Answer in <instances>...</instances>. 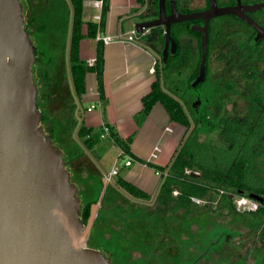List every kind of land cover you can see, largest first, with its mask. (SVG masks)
Masks as SVG:
<instances>
[{
	"label": "flooded vegetation",
	"instance_id": "flooded-vegetation-1",
	"mask_svg": "<svg viewBox=\"0 0 264 264\" xmlns=\"http://www.w3.org/2000/svg\"><path fill=\"white\" fill-rule=\"evenodd\" d=\"M171 1L175 2L176 10L181 15L205 14L212 8L227 11L210 16L208 20L196 17L172 25L171 33L176 42V51L173 55L170 54L172 58L168 70L172 69L176 74L167 81L163 76V80L166 89L185 106L192 129L202 128L199 136L203 138L201 141L215 144L222 153L223 167L235 169L237 183L245 185V188L234 194L224 190L222 196L217 195L218 204L227 195L232 199L234 196L246 197L256 202L257 206L251 212L238 211L235 207L240 217L246 216L240 221L242 226H237V230L229 226V221L220 222L208 218L204 225L200 224L196 233L192 226L193 203L188 202L186 206L173 210L177 205L176 201L167 204L163 196L154 195L152 200L142 202L147 209H154H146L142 213L145 215L144 233L151 241L146 240L137 248L142 249L144 245L149 250H135L140 253L137 258L132 257L134 251H130L125 256L126 263L175 264L162 258L165 239L149 223L155 222V216L156 221L163 224L172 213H180L182 221L167 227V230L171 228L176 234L175 248H183L181 253L178 250V254L184 256L179 264L183 261L190 264L189 260L193 259L191 257L195 251L194 242L198 241L194 237L195 234L200 235L201 230L205 235L212 234L211 243L208 249L201 252L202 256L191 264H264V0H167V15L172 12ZM150 12V5H147L145 20L158 19L159 14L151 15ZM205 25V72L202 82L194 85L200 75L202 62L203 32L197 29ZM158 28L164 30L163 26L149 29L144 37L162 57L164 46H155L153 43L154 38L158 37ZM52 49L56 50L54 44ZM62 49L59 47L56 51ZM35 65L37 66L34 64V67ZM183 68H186L185 72H189H180ZM35 70L34 68V74ZM35 77L38 82L40 78L37 75ZM173 196H180V192L173 193ZM218 204H213L214 210ZM217 214L218 211H213V215ZM98 250L110 259V264H118L114 252Z\"/></svg>",
	"mask_w": 264,
	"mask_h": 264
},
{
	"label": "water",
	"instance_id": "water-1",
	"mask_svg": "<svg viewBox=\"0 0 264 264\" xmlns=\"http://www.w3.org/2000/svg\"><path fill=\"white\" fill-rule=\"evenodd\" d=\"M166 1H158V19L136 24L140 35L164 27V65L176 51L174 23L227 12L212 8L205 14L181 15L171 1L167 15ZM197 30L203 32L202 62L194 85L203 80L207 56L206 25ZM36 60L23 3L0 0V264H110L87 241L104 190L84 223L79 189L63 152L41 124L44 113L38 108L33 75ZM104 185L106 189V179Z\"/></svg>",
	"mask_w": 264,
	"mask_h": 264
},
{
	"label": "crops",
	"instance_id": "crops-1",
	"mask_svg": "<svg viewBox=\"0 0 264 264\" xmlns=\"http://www.w3.org/2000/svg\"><path fill=\"white\" fill-rule=\"evenodd\" d=\"M147 5H150V13L154 15L155 0H146L144 5H141L138 0H110L103 35L110 36L113 40L105 45L104 103L100 100L97 76L92 72L86 75V93L80 100L75 96L74 101L71 100L70 104L63 107L55 106L56 95L50 91L51 82L47 84L42 95V107H45L46 110V132L51 129L55 133L52 140L54 145L56 142L59 144L57 146L63 152L73 183L79 189V197L82 194L88 199L94 198L100 182H104L106 179V189L110 188L117 193L123 205L124 203L140 202L130 197L127 199L124 193L116 187L114 180L119 177L133 183L143 191L157 196L158 184L160 188L163 179L157 176L155 169L146 163L166 167L185 137L186 128L172 121L161 103L154 105L142 124L139 125L137 122V116L143 109L142 99L151 91L152 84L156 80V69L161 67L159 53L146 41L144 34L137 33L133 36V41L129 40L133 31H136V24L145 20ZM91 7L93 12L90 21L95 22L93 17L99 13V9L92 5ZM83 33H87V25L83 26ZM153 43L155 46H159L160 38H154ZM80 57L89 65L95 63L96 40L85 38L81 41ZM152 68L155 69L154 72H152ZM164 88L166 89L165 85ZM92 105H95L96 109L88 112L87 109ZM104 114L108 123L117 129L123 139L133 137L130 144L131 152L134 155V157H130L133 159L131 165H126L129 156L124 157L123 166L118 165V158H123L121 157L122 150L108 136H105L103 140L108 139L111 145L118 148L117 158L111 161L110 169L104 165L105 154L98 150V146L103 140L94 147L97 158L91 156L90 152H87L78 140L79 124L84 121L87 127L98 130L104 126ZM167 128L171 130L168 131ZM156 148H158L157 151ZM114 170H117L118 174L109 180L108 176ZM228 198L232 201L231 207L234 209L222 208V205L226 203L222 197L216 210L225 212L227 218L237 221L240 214L238 215L235 210L232 198L230 196ZM109 203L113 202L109 201ZM193 205L196 204L193 203ZM99 209H101V203ZM124 211H127V207H124ZM231 228L237 230L236 226Z\"/></svg>",
	"mask_w": 264,
	"mask_h": 264
},
{
	"label": "trees",
	"instance_id": "trees-1",
	"mask_svg": "<svg viewBox=\"0 0 264 264\" xmlns=\"http://www.w3.org/2000/svg\"><path fill=\"white\" fill-rule=\"evenodd\" d=\"M86 1L94 0H45V10H47L45 14L52 11L56 13L55 19L46 21L45 18V20L40 21L35 13H32L27 18L24 12L25 27L30 32L31 38L33 32H35V34L43 33V38H45V32L48 31L60 34L63 37L65 44L67 43L70 80L74 95L80 100L86 93V75L87 73L92 72L97 76V88L100 100L104 103L103 73L105 64V45L101 41H96L95 63L89 65L80 57V43L85 38L95 41L98 32L103 34L110 8V0H102L103 8L100 24L93 21L86 22L84 20L83 12ZM158 1L159 0H155V14H159ZM138 2L141 5H144L146 0H138ZM22 3L25 9V2ZM68 4L71 8L65 13V19L63 20L62 14L64 15V13L62 12V9L65 8V6L68 7ZM67 21H69L70 27L66 25ZM49 22H51V24ZM84 25H87L86 34L83 33ZM158 37L160 38V44L164 46L165 35L164 30L161 28H158ZM171 58L172 56L170 55L167 64L164 65L161 57V67L156 69V80L152 84L151 91L142 99L143 109L137 116V122L139 125L142 124L150 114L154 105L156 103H161L166 108L171 120L186 128L185 137L166 167L146 163L155 170L161 171L163 174L167 173V175L162 176L163 182L160 185L158 194L163 196V199L167 201V204L176 201L178 204L177 207L182 208L186 206V203H192L191 197L199 199L208 198L214 201L217 197L218 189H223L234 194L239 192V189L245 188V185H239L237 183L235 169H225L223 167L222 153L219 148L215 144H208L203 140L201 141L199 136L202 132V128L195 130L192 129V122L185 106L176 100L175 97L164 88L165 83L163 75L170 67ZM42 72L43 74H41V78L44 84H49V81H51V75L47 71L45 72V70ZM39 98L41 99V102L38 105V108L44 113L42 122L45 123L46 110L45 107H42V95L39 94ZM104 128L108 129V137L122 150L121 157H134L130 149L133 137L123 139L119 135L117 129L108 123L105 114L104 126L98 130L87 127L85 122L82 121L77 130V138L82 143L83 147L89 151L92 156L97 158L94 147L103 140L102 135L105 134ZM46 134L52 136V138L55 135L51 129L46 132ZM137 160L142 162L141 159L137 158ZM186 169H194L195 171L201 172L202 176L199 177V175L194 174L190 176L186 175ZM114 184L121 192L136 201L147 202L154 197V194H149L143 191L133 183L121 177L115 179ZM102 189L103 182L101 181L96 190L98 196H100ZM175 190L180 192V196H173ZM224 199L226 200V203L222 205V208L234 209L231 207L232 201L227 195L224 196ZM97 201L98 199L82 202L81 218L84 223H86L89 218L91 205ZM98 217L99 214L97 218ZM93 228L91 233H94Z\"/></svg>",
	"mask_w": 264,
	"mask_h": 264
},
{
	"label": "rangeland",
	"instance_id": "rangeland-1",
	"mask_svg": "<svg viewBox=\"0 0 264 264\" xmlns=\"http://www.w3.org/2000/svg\"><path fill=\"white\" fill-rule=\"evenodd\" d=\"M20 1L25 2L24 12L27 18L32 13H35V15L40 19V21L45 20V18H46V21H49L50 19H55L56 13L51 11L50 13L45 14L47 10H45L46 3L44 2V0H20ZM70 8L71 7L68 4V7L65 6V8L62 9V12L64 13V15L62 14L63 20L65 19V13ZM92 12H93V9L91 5H89L88 3H85L84 12H83L85 20L87 21L92 20L91 18ZM49 23L51 24V22ZM66 25L70 27L69 21L66 22ZM43 36H44L43 33L35 34V32H33V35L31 38L35 46V52L37 56V60L35 63L37 64V66L36 65L35 67L33 66V75H34L35 81H36L35 75H37L40 78V79L38 78L39 81L36 82L38 88H39V85L41 88V90L39 88L38 95L39 94L43 95L46 89L44 87V82L41 78V74H43L42 71L45 70V72L47 71L51 75V81H49L52 83L50 87V91L51 93L56 95L55 106L63 107L66 104H70L71 100L74 101V97H75L73 90H72L71 80H70L67 43L65 44V41H63V37L60 36L58 33H53L51 31H48V32H45V38H43ZM51 43L56 46V50L57 48L59 49V47H62L63 49L61 51H56L55 49H52ZM56 55L58 56L56 57ZM196 56L197 58L199 57L198 52L196 53ZM160 60H161V57H160ZM191 66L194 67V65H191ZM34 68L36 69L35 74H34ZM185 70L186 68L185 69L183 68L180 72H184V73L189 72V70L186 72ZM165 72H166V75L164 73L163 76H165L166 81L173 78V74L175 73L174 71H172V69L170 70L167 69ZM40 102H41V99L39 98V104ZM83 104L86 105V103H83ZM41 124L46 130L47 128H46L45 123L43 122ZM57 144L58 143L56 142L55 145L57 146ZM98 150L99 152L105 154L104 159H103V161L105 162L104 165H107L108 168L110 169L109 166H110L111 161L117 158L118 148L111 145L108 139H104L102 143L98 146ZM124 163H125L124 158H118L119 166H123ZM104 186L105 185L103 182L102 191L104 190L105 195H103L102 197L103 201L101 202V209H99L98 211L99 213H97V216L99 214V217L97 218L96 216L97 219H95L96 221H94V228H93L94 233H91L88 243L94 249L97 248V249H102L106 251L109 250V251L114 252L118 258L117 259L118 264H127L125 256H128V253H130V251H134L132 252V257L137 258L140 256V253L136 252L135 250H141V251H146V252L149 250L148 248H145L144 245L142 246V249H137L140 247V245L144 241L146 240L148 242L151 241V238L146 236V234L144 233L145 231L144 229L145 217L144 216L145 215H143L142 213L146 211L147 207L144 204H141V202L134 203V204L124 203L123 205L122 202L120 201V197L117 196L118 194L115 193L110 188L106 189L105 191ZM158 190H159V184H158ZM124 196L127 197V199H129V197L126 196L125 194ZM80 198L82 199L81 201V204H82V202H88V201L97 200V199L99 200L100 196L96 194L94 198L88 199L84 195L81 194ZM202 200L204 201L203 203L193 205L194 223L192 224V226H193L194 232H196V230L199 228L201 223L202 225H204L205 223L204 221L208 218L218 220L220 222L221 221L223 222L224 220L229 221L230 222L229 226L231 227L238 226L240 228L242 226L240 221H242L243 217H246L245 215L243 217L239 216L237 218V221H233L232 218H227V216L225 215V212L224 213L219 212L218 210L219 214L215 216L213 215V211H217V210L212 209V206H213L212 200L208 198H205ZM109 201L113 203L110 204ZM114 204L115 206H113ZM124 207L125 208L127 207L126 212L124 211ZM172 209L173 210L177 209V207H173ZM147 210H154V209H147ZM169 214L170 212L167 215L169 216ZM164 215L166 214L164 213ZM153 220L155 222H150L149 225L152 224V229L159 231V234L161 235V237L165 239V242L162 246V248L163 247L165 248V250H163L164 255H162V258L165 259L166 262L168 263L179 264V260H182L181 258L184 256H182V254L181 255L178 254V250L180 251L179 253H181L183 248L182 246H180L179 249L175 248V245H176L175 240H177V238L175 239L176 234L173 231V229L171 231V228L167 230V227L177 225V223L182 221V215L180 213L179 214L172 213V216L169 217L167 221H164L163 224L158 223V221H156L155 219V216L153 217ZM246 228L245 229L243 228V231H246ZM199 234L200 235L195 234V237H194V239L198 241L194 242L195 251L191 257L193 259L189 260L190 264L196 261L197 258L201 257L202 256L201 252L203 250L205 251V249H208L211 243L212 234L209 233L208 235H205L204 231L202 230L200 231ZM172 246L174 248H172ZM112 247L114 248L112 249ZM133 264H141V263L135 262ZM182 264H188V262L183 261ZM199 264H202V262Z\"/></svg>",
	"mask_w": 264,
	"mask_h": 264
},
{
	"label": "built area",
	"instance_id": "built-area-1",
	"mask_svg": "<svg viewBox=\"0 0 264 264\" xmlns=\"http://www.w3.org/2000/svg\"><path fill=\"white\" fill-rule=\"evenodd\" d=\"M87 2L90 3L94 8L99 9V13L94 15L93 18H94V21L97 24H100L101 17H102L103 1L102 0H94V1H87ZM136 34H137V32L133 31L132 36L129 37V40L133 41V38H134L133 36H135ZM112 40H113L112 37L100 34L99 32H98L97 37H96V41H101L104 45H108ZM154 71H155V69L152 68V72H154ZM94 109H96V106L92 105L87 110H88V112H91ZM104 130H105V134L102 135L103 138L105 136H108V129L104 128ZM167 130L170 131L171 129L167 128ZM157 150H158V148H156V151ZM154 156H155V154H154ZM132 162H133V159L129 157L127 159V161H126V165L129 166V165L132 164ZM155 171H156V175L157 176L162 177L163 175H167V173L163 174L161 171H158V170H155ZM117 174H118L117 170L112 171L109 174L108 179L110 180L113 176H115ZM185 174L189 175V176L192 175V174L199 175V172L198 171H193V170H190V169H186ZM173 193L174 194H178V191H174ZM224 193H225V191L223 189H219L218 190L219 197L222 196ZM233 200H234V205H235V207H236V209L238 211L251 212V211H254L256 209V206H257L256 202H254L251 199H248L246 197H243V196H234ZM191 201H192V203H195V204H199V203H203L204 202L202 199H199V198H196V197H191ZM212 204H214L216 206L218 204V200L212 201Z\"/></svg>",
	"mask_w": 264,
	"mask_h": 264
}]
</instances>
